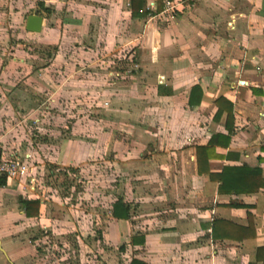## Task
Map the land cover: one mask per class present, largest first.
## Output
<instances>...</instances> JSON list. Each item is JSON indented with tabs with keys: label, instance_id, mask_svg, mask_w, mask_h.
<instances>
[{
	"label": "crops",
	"instance_id": "1",
	"mask_svg": "<svg viewBox=\"0 0 264 264\" xmlns=\"http://www.w3.org/2000/svg\"><path fill=\"white\" fill-rule=\"evenodd\" d=\"M144 1L149 12L141 15L140 9L132 13V0H81L78 5L66 0L70 13L55 29L56 39L62 38L63 26L75 31L72 24L82 38L90 30L98 42L109 35L112 45L106 46H129V56L139 60V68L125 75L127 87L116 88L126 93L129 108L119 114L131 118L133 136L124 153L118 142H109L115 168L128 172L109 206L121 198L129 205L128 217L112 216V207L106 215L96 214L94 225L101 232L93 237L88 214L80 212L74 221L69 213L76 211L48 209L39 193L30 199L38 200V213L28 216L17 181H5L0 186V264H128L132 258L146 264L254 263L256 247L264 244V189L219 194L218 182L197 171L196 146L207 145L214 134H228L227 146L214 145L217 156L208 160L207 169L215 173L246 164L259 167L264 178V0H179L166 13L165 0ZM5 5L0 0V20ZM4 30L0 21V83L14 86L32 78L45 89L55 86L54 94L71 96L79 83L88 88L82 77L89 72L74 76L68 47L65 62L56 63L60 47L55 44V58L34 68L22 53L9 52L15 48L5 52ZM42 31L44 18L40 32H26ZM98 46L93 51L102 49ZM89 131L81 124V137L72 132L61 141L58 159L71 166L103 159L109 145L100 135L91 141ZM95 131L110 130L96 126ZM217 218L242 229L234 239L213 238L211 223ZM56 230L66 231L64 241ZM141 238L142 243H134Z\"/></svg>",
	"mask_w": 264,
	"mask_h": 264
},
{
	"label": "rangeland",
	"instance_id": "2",
	"mask_svg": "<svg viewBox=\"0 0 264 264\" xmlns=\"http://www.w3.org/2000/svg\"><path fill=\"white\" fill-rule=\"evenodd\" d=\"M6 1L7 5L3 6L5 15L1 16L0 20L7 35L3 38L5 52L13 47L15 49L9 51L10 53L13 52L16 57L22 53V56L28 62H34L33 66L37 68L50 58L51 61L55 58L56 45L60 47L56 63L59 65L65 62L67 58L64 49L68 47V55L72 57L70 61L73 59V63L76 64L73 65V70L77 71L74 76L80 77L81 74L86 75L89 72L87 76L82 77L89 86L83 88L84 85L81 87L82 83H79L74 87L75 94L71 96L54 94L52 91L55 86L53 89H45L32 78L14 86L12 83L9 85L0 83V151L27 162L31 175L37 180L36 191L48 209L55 210V207L60 206L62 208L60 211L63 212L76 211L73 214L69 213L74 221L80 212L88 214L87 222L88 224L91 222L93 226L92 236L98 237L101 230L96 229L94 225L95 215H106V211L111 208L109 205L116 186L120 184L122 188L124 179L128 178L127 171L121 169L119 172L118 167L115 168L110 144L118 142L116 147L119 146L120 152L124 153L131 140L132 134L128 132V122L131 118L127 113L119 114V110H128L129 103L125 99L126 93L123 95V92H118L117 89L127 87L125 75L131 69L139 68L138 65H133L139 64V60L134 54L129 56L127 53L129 46L120 47V44L115 48L106 46L112 45V42L109 43V35L105 33V36H100L99 42L89 35L92 33L91 30L82 38L77 25L74 24L72 26L78 31L71 30L70 25L63 26L62 38L56 39L55 34L56 30L60 29L61 18L70 13V10H66V6H70L66 5V0ZM72 1L77 4L81 0ZM40 2L43 3V7L39 5ZM74 7L77 8L76 5ZM42 8L48 9L49 13L44 12ZM28 14L43 16L42 33L32 35L25 31L24 24ZM75 42L77 43L74 44ZM96 43L102 48H99L98 52L95 49L93 51ZM86 47L90 48L89 55L83 54ZM87 64L88 68L82 69ZM97 64L104 67V73L98 70ZM86 70L87 73L84 72ZM47 73L44 71L45 78L42 77L45 81ZM101 75H104L102 79ZM111 80H115L114 85L109 82ZM103 85H106L107 89H104ZM113 86L117 89L115 90ZM115 93L122 95L115 97ZM3 95L6 98L2 97ZM81 124H87L90 128L88 138L91 141L97 140L100 135L99 140L103 138L105 144L109 146L105 147L103 159L71 166L58 159V156H61L59 144L71 137L72 132L78 138L81 137ZM96 126H103L105 130L110 131L98 134L95 131ZM65 232L56 230L57 234L63 236V241ZM68 238L70 240V237ZM70 242L73 245L72 239Z\"/></svg>",
	"mask_w": 264,
	"mask_h": 264
},
{
	"label": "trees",
	"instance_id": "3",
	"mask_svg": "<svg viewBox=\"0 0 264 264\" xmlns=\"http://www.w3.org/2000/svg\"><path fill=\"white\" fill-rule=\"evenodd\" d=\"M43 7V3H39ZM132 13L140 9L141 15L148 13L149 11L144 8V0H132ZM44 12L49 13L48 9L42 8ZM132 61V60H131ZM220 110L216 112L219 114ZM232 110L229 109L227 112V117L229 118ZM217 118V117H216ZM230 141L228 134H214L210 137L207 145L205 146H196V163L197 171L199 174L207 173L210 180L218 182V193L219 194H242V193H253L257 192L260 188L264 189V178L261 175V170L259 167H249L246 164L241 165H231L223 166L220 172H210L207 169L208 160L212 157L217 156L214 151L215 144H222L227 146ZM5 179L0 177V186L4 185ZM23 205L28 216L36 215L38 213V200H23ZM228 207H242L243 204L238 203H228ZM112 216L117 218H125L129 215V205L121 198H118L111 205ZM242 228L233 222L228 220L217 218L214 219L211 223V231L213 238H222V239H234L235 233ZM247 229V228H246ZM240 239V238H239ZM135 242H143V239L133 240ZM264 264V244L257 246L254 252V263ZM128 264H146L142 260L137 258H132Z\"/></svg>",
	"mask_w": 264,
	"mask_h": 264
},
{
	"label": "built area",
	"instance_id": "4",
	"mask_svg": "<svg viewBox=\"0 0 264 264\" xmlns=\"http://www.w3.org/2000/svg\"><path fill=\"white\" fill-rule=\"evenodd\" d=\"M179 0H165L163 12H173ZM136 66L137 64H133ZM0 177L4 178L5 181L14 180L20 190L23 192L24 199L30 200L33 194H37V180L34 175H31L30 167L25 160H19L12 156H4L0 152Z\"/></svg>",
	"mask_w": 264,
	"mask_h": 264
},
{
	"label": "water",
	"instance_id": "5",
	"mask_svg": "<svg viewBox=\"0 0 264 264\" xmlns=\"http://www.w3.org/2000/svg\"><path fill=\"white\" fill-rule=\"evenodd\" d=\"M43 25V17L38 14H28L25 19L24 28L28 32L38 33Z\"/></svg>",
	"mask_w": 264,
	"mask_h": 264
}]
</instances>
